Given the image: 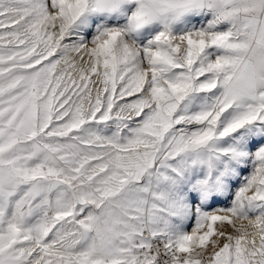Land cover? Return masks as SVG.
Returning a JSON list of instances; mask_svg holds the SVG:
<instances>
[{
    "label": "snow or ice",
    "instance_id": "obj_1",
    "mask_svg": "<svg viewBox=\"0 0 264 264\" xmlns=\"http://www.w3.org/2000/svg\"><path fill=\"white\" fill-rule=\"evenodd\" d=\"M0 264H264V0H0Z\"/></svg>",
    "mask_w": 264,
    "mask_h": 264
}]
</instances>
